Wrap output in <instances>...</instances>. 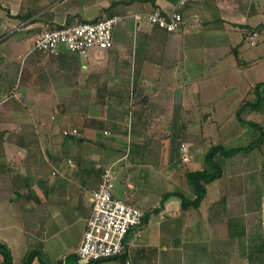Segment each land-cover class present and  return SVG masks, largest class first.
<instances>
[{
    "label": "crops",
    "instance_id": "1",
    "mask_svg": "<svg viewBox=\"0 0 264 264\" xmlns=\"http://www.w3.org/2000/svg\"><path fill=\"white\" fill-rule=\"evenodd\" d=\"M177 1L0 0V212L13 209L24 221L11 232L0 228V238L11 246L14 264L31 247L40 250L32 264H117L66 257L81 242L93 189L109 166L114 193L151 212L140 234L129 235L121 264H187L190 231L219 226L225 211L216 210V201L225 197L240 167L232 165L228 174L225 158L247 156L264 143L228 156L217 153L222 176L207 185L198 206L183 208L182 198L179 205L171 196L197 194L187 170L203 167L215 141L206 138L203 126L187 125L196 111L215 112H205L208 98L200 104L202 89L214 86L224 67L238 69L232 54L248 37L243 30L264 25V0H188L183 24L173 31L135 17L154 7L171 11ZM112 13L122 18L110 48L87 54L34 48L47 27ZM242 117L264 128L260 106L246 107ZM74 128L76 134L63 132ZM163 135L167 143L158 141ZM31 184L40 187L35 194Z\"/></svg>",
    "mask_w": 264,
    "mask_h": 264
},
{
    "label": "rangeland",
    "instance_id": "2",
    "mask_svg": "<svg viewBox=\"0 0 264 264\" xmlns=\"http://www.w3.org/2000/svg\"><path fill=\"white\" fill-rule=\"evenodd\" d=\"M142 23L143 25L149 23L146 15L142 16ZM243 31L247 33L248 37L246 36V39H240L239 43L237 42L240 46L239 55L232 54V59L239 61L238 69L226 70L224 67L216 73V84L205 86L202 89L201 99L203 101L200 104L203 105L204 99L208 98V102L204 103L205 112L213 109L215 112L209 116L196 111L192 113L194 115L193 120L187 125L192 130H201L203 126L206 138L213 139L215 143H219L221 140V143L226 147L247 145L256 140L262 132L261 128L250 123L244 125L235 113L248 93L249 98L256 96L254 89L252 90L254 85L258 82H264V25L256 26L252 31ZM254 31H258V36L253 37ZM253 38L256 40V44L252 43ZM263 89L264 85L260 89L262 99L264 98ZM171 91H175V88ZM194 100L196 101L197 97ZM259 106L261 111H264V99ZM259 122L264 123V119ZM166 124L167 120H163L162 126ZM167 132V130H163V134ZM155 138L157 137L155 136ZM158 138L161 143L168 142L164 135ZM206 145H208L207 141ZM248 153L247 156L250 155L249 158L252 159H249V164L245 153L235 155L234 162L232 157L225 158V162L227 160L225 168L228 174L233 172L232 165L237 166L240 162L237 175L234 177L235 182L231 184L232 187L229 189L230 192L232 191V195L228 198L229 190H226L227 199L225 203L223 204L220 199L216 201L220 205L217 204L219 207L216 210L225 211L219 216L218 227L212 225L207 230L205 226H202L203 229L190 231V236L194 237L195 240L192 238L193 240L185 247L187 264H259L255 261L256 259L253 260L250 257L257 246L264 242V161L258 162V159L264 158V145L262 148ZM243 162H246L248 167L243 165ZM205 165L204 160L203 167ZM2 185L5 186V184ZM221 186L224 185L221 183ZM36 188H40L38 184L30 185L31 194L36 193ZM185 192L189 193L188 190ZM171 197L179 200V205H181L179 195H172ZM222 204L224 209L221 208ZM216 221L218 222V219ZM23 222L13 209L10 213L0 212V228L4 229L5 232H11L17 224L24 225ZM31 225L29 224L28 227ZM2 229L1 233H5ZM20 259L21 252H18L17 249L15 260L18 262ZM104 262L107 261L101 263ZM108 262L121 264L123 260L115 258L108 260Z\"/></svg>",
    "mask_w": 264,
    "mask_h": 264
},
{
    "label": "built area",
    "instance_id": "3",
    "mask_svg": "<svg viewBox=\"0 0 264 264\" xmlns=\"http://www.w3.org/2000/svg\"><path fill=\"white\" fill-rule=\"evenodd\" d=\"M188 0H178L171 11L154 7L146 13L152 24L173 31L183 24L182 7ZM136 19L142 17L135 14ZM122 16L118 13L91 21H75L45 28L35 39L34 48L50 54L61 49L87 54L91 48H110L115 42V27ZM258 31L253 32V37ZM252 37V36H251ZM256 44V40H252ZM64 134H76L77 129H65ZM187 159V155L184 154ZM112 166L106 167L96 188L93 189V207L79 246L76 249L80 262L97 261L127 252L129 235L140 234L144 225L145 210L114 193ZM129 263V260L127 261Z\"/></svg>",
    "mask_w": 264,
    "mask_h": 264
},
{
    "label": "trees",
    "instance_id": "4",
    "mask_svg": "<svg viewBox=\"0 0 264 264\" xmlns=\"http://www.w3.org/2000/svg\"><path fill=\"white\" fill-rule=\"evenodd\" d=\"M83 21H87V20H83ZM237 55H239L238 51H237ZM263 85H264V82H258L257 84H255L254 88H252V90L254 89L253 91H255L256 96L249 98L248 97L249 93H248V95L243 99V101L237 107L236 112H235L237 117L240 119V121L242 123H244V124L250 123V124L254 125L255 127L261 128V131H262L261 135L256 140H254L253 142H250L247 145L226 147L224 144H222L220 142L212 144L211 147L205 153L206 165L202 168L187 170V173H186L188 180L191 183H193L197 188L196 196L188 197L182 192H179V191L174 192L175 194H178L181 196L183 208H189L191 206H198L201 199L203 198V196L207 192V185L222 176L223 168L221 167L220 163L215 159V156L217 153L221 152L224 155L228 156V155L234 154L235 152H237L241 149H252V148L256 147L257 145L260 146L261 144L264 143V128H263V126L260 125L257 121L246 120L242 117V111L246 107L251 106L253 108H258L259 105L261 104L262 95L260 93V89ZM249 92H251V91H249ZM172 193L173 192H168L167 195L169 196ZM220 200H222L223 201L222 203L224 204L226 201V195H225V197L222 196L220 198ZM223 204H222L221 208L224 209ZM158 209L159 208H154L153 210H158ZM150 213H151L150 211L145 212L144 222H146L148 220ZM0 255H1L0 264H14V256H13L12 248L9 245V243L2 238H0ZM38 256H40L39 248L38 247H31L26 252V254L23 256V258L21 259V261L18 264H32L34 259ZM73 256L78 258L77 252H68L66 254V257H73ZM126 256H127V252H124L118 256L100 259V260H97L95 262L106 260V259H113V258H120L123 261H125ZM250 258H252L253 260L256 259L255 261L259 264H264V242H262L261 244H259L257 246V249H255L254 252L251 253Z\"/></svg>",
    "mask_w": 264,
    "mask_h": 264
}]
</instances>
